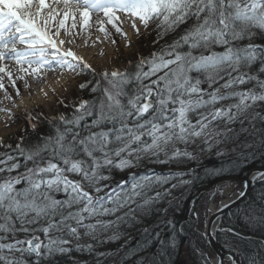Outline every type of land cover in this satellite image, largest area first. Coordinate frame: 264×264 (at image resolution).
Wrapping results in <instances>:
<instances>
[{"label": "snow or ice", "instance_id": "1", "mask_svg": "<svg viewBox=\"0 0 264 264\" xmlns=\"http://www.w3.org/2000/svg\"><path fill=\"white\" fill-rule=\"evenodd\" d=\"M94 25L124 48L145 36L153 48L98 71L78 51L103 43L92 40ZM57 69L56 83L76 81L81 94L68 104L49 86L64 111L0 108L6 129L22 121L18 134L0 136V264H170L189 232L223 235L225 264H264V241L251 253L240 246L252 243L241 226L264 227V170L249 174L261 190L247 204L248 181L232 179L264 156V0H0L5 99V80L20 96L17 81L29 88V77L40 83ZM210 157L223 162L204 169L212 195L178 227Z\"/></svg>", "mask_w": 264, "mask_h": 264}, {"label": "rangeland", "instance_id": "2", "mask_svg": "<svg viewBox=\"0 0 264 264\" xmlns=\"http://www.w3.org/2000/svg\"><path fill=\"white\" fill-rule=\"evenodd\" d=\"M123 19V18H122ZM122 29L126 32H128L130 34V30L127 29V27H125V25L128 24V22H122ZM107 26V25H106ZM109 27H111V25H108ZM98 29L97 27L94 25L91 29V37L93 38V35L96 39L97 36L102 35V37H100V39H103V43L107 42L108 46H110L112 48V50L110 52H107V55L104 57H99L96 59H103L102 63H98V61H96L95 63H92L94 67L97 68V70L99 71L101 68H113V67H119L121 69L124 68V66L126 65V63H128L129 60H134L135 59V55H138L140 53H144L146 54V50L149 48V45L151 44V38L148 36H145L144 38H142V41H135L134 42V47L132 48H124L123 44L121 42V37L117 34L114 37H109L108 39L105 38L104 34L101 32H97ZM111 38H115L117 40V45H112L109 40ZM154 38V37H152ZM103 43H97L95 47L103 44ZM152 45V44H151ZM95 47H92V49H94ZM81 49V48H80ZM85 49V48H82ZM91 49V48H90ZM79 51V49H78ZM80 54V53H79ZM85 56V55H83ZM86 58V57H85ZM60 70L57 69L56 72H52V74L54 73V76L57 74V72H59ZM54 76H51L54 78ZM56 79V78H55ZM79 79L83 80V79H91L90 75H84L82 77H80ZM50 83H52V81H49ZM44 85V82H40L37 85H34V89L32 88V90L34 91L33 93H29L24 86L23 81H17V88H19L20 93H28V95L30 97H34L37 96V89L41 88ZM5 86L7 87V92L8 94L12 97L11 102L8 106L7 109H12L13 112L16 113L17 117H19L21 115V112L26 108L28 110H35L37 112H43L45 114L46 117H50L55 113H59L61 111H64L63 107L56 104V98L55 96L51 94H49V100L46 101L45 99L39 102H35L33 103L31 106L28 107H23L20 109H16L13 107V101H15L16 99H19L20 96L16 95L15 90L8 85L7 81L5 80ZM64 87L67 88V91L65 92L63 90V88H59L57 89V95L60 98L65 99V102L68 104H72L76 99L77 96H80L81 94L79 92H77L76 90V81H70L64 84ZM5 94L3 90H0V95ZM27 95V96H28ZM28 96V97H29ZM16 103V102H15ZM1 115H5L4 112H0ZM6 116V115H5ZM3 123L0 126V136H4L5 138H7L10 134H18V126L22 125V121L21 120H16L15 123H12L11 121H9V123L12 124L11 129H6L5 127V120L6 117L2 119ZM117 180L121 179L120 176L116 177ZM200 196H194L191 198L188 208L192 207L193 202L195 201H199L200 204L202 205L204 203V200H206L208 198V195L206 194H202V191H200L198 193ZM204 198V199H201ZM201 212L203 213V208H201ZM209 214H204V219L208 216ZM186 221V220H185ZM191 233L189 232V234L185 233L183 235H181L182 237H184V244H183V248L181 250V254H180V261L181 264H194V262L196 260H198L199 264H202V262L200 261V259L198 258V256L193 253H191L189 250L191 248H195V245H199L196 244V240L195 237H191L190 236ZM194 238V239H193ZM199 249H203L204 251L211 252V255L215 258H217V254H214L211 249H209L208 247H206V245L202 244L198 246ZM208 249V250H207Z\"/></svg>", "mask_w": 264, "mask_h": 264}, {"label": "bare ground", "instance_id": "3", "mask_svg": "<svg viewBox=\"0 0 264 264\" xmlns=\"http://www.w3.org/2000/svg\"><path fill=\"white\" fill-rule=\"evenodd\" d=\"M127 29L130 30V34L129 35H131V29L129 27V23L127 24ZM97 32H99V31H97ZM99 37H102V35H99ZM92 40H95L94 35H93ZM101 41H104V40L101 39ZM101 49H103L106 53L107 52H110L112 50V48L110 46H108V43L107 42H104L103 44L95 47L94 49H92V48L91 49L90 48H88V49H82L81 48V49H79V53H80V55H85L86 59L89 62L95 63L96 61H98V63H102L103 62V59H96V58L101 57L98 54ZM51 76H53V74L52 73H48L47 76L44 78V80L42 81V82H44V85L41 88L37 89V91H36L37 96L30 97L28 95V93H23V95L19 98V100H17L16 104H20L21 105V108L31 106L35 102H39V101L44 100L43 95L41 93V89H43L45 92H48V94H51V91L49 89V86L54 87L57 90V89L61 88V85H64L65 84V80H63V79L60 80V83H56V81L59 79L58 72L54 76V78L51 77ZM28 80H29L30 87L27 88V91L29 93H31V92L33 93L34 91L32 90V87H31L32 84L34 86V85H37L39 83H37L31 77H29ZM49 81H52V83H50ZM21 101H23V103H21ZM10 102H11V100L5 99V96L3 97V95H0V108H6L7 109L8 106H9V104H10ZM5 117H6L5 115H1L0 114V126L3 123V120L2 119L5 118ZM232 179L238 180L241 183V185H243V183L245 181H247L246 174L244 176H237V177H235L234 175H232ZM213 184H206L205 187L202 189V194L208 195V198L207 199H209L211 197V195H212V192L209 189L212 187ZM259 186L260 185L257 184V183L248 182V187L245 189V191L247 192V199L244 201V204H247L249 201L253 200V197H254L253 196L254 195L253 192H255V193L256 192L257 193L260 192V191H256L257 189L260 190V187ZM240 206L243 207V204L240 205ZM191 209H192V207H190V208L187 209V213H186L187 216L186 217H188V220H190V218H191ZM232 211L235 212L236 211V208L233 207ZM209 216H210V214L204 219L207 224L211 225V224H215V223H218L219 222V221H216V220H209ZM224 219H227V215H225ZM240 230L242 232H244L246 235L251 236L253 242L264 241V227H261L260 225H255V226H251V227H249V226H241L240 227ZM211 234L212 233L209 232L208 235L210 237L213 236V237L216 238L217 244L219 245V247L221 248V250L224 252V254L227 255V258L226 259H223V262H222V264H225L226 260L228 259L229 255L232 252V249H230L228 247V245H226L225 238L223 237V235L217 236V235H214V234L211 235ZM208 235L203 236L201 238L202 239L201 242L200 241H197V239L195 237L196 244H199V245L204 244V245H206L205 237H208ZM190 236L193 237L192 234ZM199 245H196L195 248H198ZM208 253L211 254V252H208ZM196 255L198 256V258L202 262L201 257H200V255H199L198 252L196 253ZM216 260H217V258H216Z\"/></svg>", "mask_w": 264, "mask_h": 264}, {"label": "trees", "instance_id": "4", "mask_svg": "<svg viewBox=\"0 0 264 264\" xmlns=\"http://www.w3.org/2000/svg\"><path fill=\"white\" fill-rule=\"evenodd\" d=\"M153 48V45H149V48L146 50V52L148 53V51L150 49ZM146 53V54H147ZM127 64V63H126ZM125 67V66H124ZM90 98V97H89ZM42 127L47 128V124L42 125ZM223 162L220 160H217L215 157H210L208 159H205L203 162V167L197 169L198 173H199V178L196 179V183L194 187H191L189 192L186 194L187 199H185L183 201L182 204V208L186 209V210H181L180 212H178L176 214V221H177V226L179 227L181 224H184L190 220L187 219V209H188V205L189 202L191 200L192 197H194L195 195H197L200 191H202V189L205 187L206 184H213L215 183V180L213 177L209 176L208 173L204 170L205 168L208 169L209 171L213 168V167H220L221 164ZM257 167H264V156H262L260 153H256L254 157H249L248 161L246 163H242L240 165V170L234 171L232 173V175H234L235 177L237 176H244L250 169L252 168H257ZM260 190H261V186ZM259 189H257L256 191H260ZM253 199L256 198L257 196V192H253ZM186 220V221H185ZM189 234V233H187ZM133 235H137V233H133ZM167 237V234H165ZM197 239V238H196ZM184 237L180 236L178 238V248L172 251V255H171V260H170V264H181L180 261V254H181V250L183 248V242H184ZM201 238L197 239V241L201 242ZM259 242L261 241H257V242H253L251 244H249L247 241H245L242 245H240L246 252L251 253L253 248L259 244ZM133 246H135V241H133ZM196 246V245H195ZM77 255H82V254H77ZM194 264H199L198 260H196L194 262Z\"/></svg>", "mask_w": 264, "mask_h": 264}, {"label": "water", "instance_id": "5", "mask_svg": "<svg viewBox=\"0 0 264 264\" xmlns=\"http://www.w3.org/2000/svg\"><path fill=\"white\" fill-rule=\"evenodd\" d=\"M256 169H262L264 170V167H257V168H252L247 174H246V179L248 182H252L250 179H249V174L253 171V170H256ZM252 185V184H251ZM212 235V234H211ZM205 241H206V247H208L209 249H211V251L214 253V254H217V260L220 262V264H222L223 262V259H226L227 258V255L224 254V252L221 250V248L219 247V245L217 244L216 242V238L215 237H210L208 235V237H205ZM208 250V249H207Z\"/></svg>", "mask_w": 264, "mask_h": 264}]
</instances>
